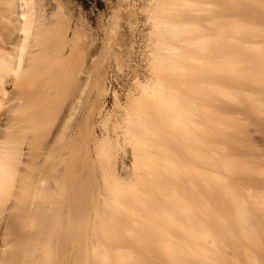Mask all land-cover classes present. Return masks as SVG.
<instances>
[{"label":"bare ground","instance_id":"1","mask_svg":"<svg viewBox=\"0 0 264 264\" xmlns=\"http://www.w3.org/2000/svg\"><path fill=\"white\" fill-rule=\"evenodd\" d=\"M175 1L180 4L181 9L178 8L180 6H177L179 4L174 3L173 13H178L176 15L178 19L183 18L186 8L190 6L192 1ZM218 1L220 5L222 1V6L230 5L228 4L230 3L229 0ZM252 1L251 4L256 2ZM226 2H228L227 5ZM262 3L264 4V0ZM262 3L258 2L257 8ZM60 4L52 0H0V264H55V259L48 254L54 253V247L57 245L63 249L66 264L97 263L96 259L88 258L87 240H85L87 232L85 227L87 224L85 223L88 219L86 217L88 210H85L88 208L87 193L90 190L94 191V188L90 186V180L98 176L97 173L100 174L99 176L102 173V176L98 182L100 184L97 183L99 187L95 188V193L98 191L99 195L95 199L93 198L95 202L92 201V206L93 208H107L114 219L121 221L125 233L134 234L131 224L148 225L147 219L132 209L134 206L146 208L148 212L158 208L159 213L173 208L182 210L188 204H186L187 200L183 194L178 193L177 197L176 193L170 195L165 189L166 193L163 191L164 195L161 197L168 199L166 205H161L160 200L156 198L151 199L152 196H155L154 193L153 195L149 193L152 195L149 198L148 192L155 189L152 186H154L153 183H155L157 176L155 179H153L154 176L152 177V186L143 183L141 188L128 189L127 186L125 189L122 188L121 178L124 176L120 177L119 175L124 174V178L126 176L129 178L133 173L125 165V162L120 165L121 168L116 167L117 162L108 168L97 165L98 168L102 167L100 168L102 171L100 172V169L97 168L96 170L99 172L96 171V174L94 172L96 167L94 170L90 167L92 155L108 138L92 137L93 139L88 140L90 134L86 105L89 92L88 81H91L89 78L93 73H90L91 65L94 63V55L91 49L93 46L87 47L88 44L83 46L84 43H80V39L77 40V34L80 33L77 25L71 24L72 21L70 23L61 14L60 11L63 8ZM219 4V7L214 6L222 11L223 9L220 8L222 6ZM240 5L238 6L240 7ZM263 6L260 8L262 9ZM235 7L227 6L226 9L230 8L234 12ZM190 8L189 10H191ZM176 9H179L181 13L184 12L183 15H180L179 11L176 12ZM202 9L204 10V8ZM245 9H241V11H245ZM254 9L250 8V12L253 11L252 13H254ZM197 10L195 11L199 12ZM219 10L215 13L216 16L221 13L218 16L219 19L215 17L209 21H213L211 22L213 31H211L214 32V35L211 36L214 37L210 35V37L208 35H206L207 37L199 36L200 38L196 40L198 34L194 35V32L201 33L200 30L204 25H199L197 28V26L195 27L197 23L189 22L193 18L192 16L190 18V15H193L191 14L192 11L189 16L188 13L185 14L189 20L184 15V20L180 19L183 22L181 21L179 25L173 22H158L160 28L162 27L163 38L157 41V48L159 49L153 53V67H155V72L154 69L153 72L156 80L161 82L169 78L177 80L180 77L187 78L194 75L198 78L196 74L199 73H193L187 67L194 62L200 64L197 60L201 61V59L197 58L199 56L195 57L194 51L200 47L195 54L197 55L199 52L204 55L213 50L209 54L213 55L211 58L213 62L210 63L214 65L209 67V59L207 61L208 67L205 61L202 62H205L206 68L202 62L200 67L201 69L204 68L206 72L204 74L205 79H210L208 84L211 81L209 85L216 95L215 108L211 115L204 118L199 124L198 152L194 150L193 154L194 158L197 156V176L200 185L202 184V189L207 192V194L204 190L200 192L201 189L198 186L197 195L195 193L196 196H192L197 201L195 202L193 198L194 201H190L192 204L194 202L198 204L197 208H200L201 220L197 224L195 232H189L190 230L186 231L185 224L182 223L177 226L176 220L168 213L150 216L162 222V226H152L158 227L169 237L172 236L170 235L172 230L170 232L167 230L180 229L179 234L184 233L185 240L187 239L185 244L188 243L189 246L183 243L178 249L177 255H168L166 258L161 257L160 259L154 257L151 260L131 257L125 249H120L116 251L118 254L106 256L103 258L105 260L98 262L99 264H225L230 258L228 259L225 253L219 251L220 244L222 246L220 237L214 235L215 232L210 227V217L211 214H214L215 208L218 205L220 208H226L224 204L220 205L221 203H226L229 208H244L246 200L264 206V182L258 179L261 176L252 169L233 166L231 163L234 159L236 160V156L240 158L239 155L243 158L252 157L251 154H246V147L238 141L240 140L238 136L244 130L242 131L234 125V116L251 113L258 121L264 122V111H262L264 109V18L262 23L258 20L262 24L260 29H251L253 24L248 26H251L250 29L253 30V33L249 32L248 27H245L248 29L246 37L242 34H245L247 30L241 29L239 20H237L239 23L234 24V26L236 25L234 27L229 22L231 18H228L229 21H227V17H220L223 12H219ZM169 12L172 13V11ZM224 12L230 13L231 11L226 10ZM256 13L258 14V12ZM256 13H254L255 16ZM178 15L180 16L178 17ZM199 15L201 14L197 16ZM223 15L226 16V14ZM260 15L262 16V13ZM227 16L232 15L227 14ZM186 19L188 20L187 23ZM222 20L224 22H221ZM191 25L194 27L192 28ZM233 27L235 28V36L231 35ZM167 28H170V32H167L169 31ZM156 30L159 33L160 29L156 27ZM240 30H243L244 33L242 31L240 33ZM191 36L193 38L195 36L196 41H193ZM210 39L213 40V46L209 44L212 41ZM204 42L207 43L203 44ZM191 49L195 50L191 51ZM206 57L208 56L206 55ZM201 75L203 74H199L198 79L201 78ZM137 84L142 88L147 85L138 82ZM103 85L100 84L101 89L104 87ZM101 92V96H103L106 92L105 87ZM164 98L158 100H160L161 105H167L164 106L166 110L163 109V106L162 109L160 106H158L159 109L158 107L153 109L156 110L158 113L156 115H159V118L161 117L166 121L167 116L164 111L169 109V103H166L168 101ZM101 111L102 109L97 112L99 116L102 115ZM76 113L80 115L79 122L76 123L78 127H75L78 128L77 131L75 128L72 129L74 126H71L74 125L72 119L74 115H77ZM177 119L178 117L175 116L176 121ZM137 122L134 126H138ZM208 125H213L211 131L207 129L210 128ZM204 126L208 127L205 128ZM241 128L244 129L243 126ZM138 135L140 134L136 135L137 138L134 136L136 140L140 138ZM232 143H235L232 147L236 153L230 146ZM109 145L114 147L115 144L111 142ZM109 147L111 149V146ZM98 152L100 155V150ZM166 154L167 152L165 153L162 148L144 151V156L148 162L151 159L154 162L146 163L144 173H147L148 177L153 172H161L164 165L170 166L174 162L168 159L170 157H167ZM133 155L136 156L137 153L133 151ZM162 156H166L163 163L155 159ZM256 158L264 159V155ZM245 177L255 179V185L244 182ZM95 179L97 180V177ZM143 186L149 187V191L143 190ZM161 186L158 188L160 189ZM150 187L152 188L150 189ZM138 189L146 195L143 196ZM159 191L157 190L160 195L162 192L159 193ZM144 197L146 198L144 199ZM129 202L132 207L128 204ZM74 208H82V211L76 213ZM237 214L240 217L239 211ZM237 214L235 215L238 221ZM71 216L76 219L80 218L78 237L81 240L79 248L77 247L78 251L73 249L75 254L71 252L68 242L74 233L70 235L71 232L64 233L62 229L64 225L62 219L65 217L73 218ZM245 216L241 218L244 220ZM126 221L129 223L126 224ZM63 237L65 239L61 240ZM140 240L141 237H138L137 241ZM158 244L163 247L164 251L170 250L168 249L169 246L167 248L164 245L166 243L159 242ZM225 245L229 249L231 248L229 244ZM227 247L224 248L227 249ZM232 248L237 250L234 246ZM103 249V252L109 253L106 248ZM216 249L219 255L215 254L217 253ZM241 250L236 252H241ZM233 252L228 255L232 256L236 253L232 254ZM244 255L241 254V256ZM241 256L239 254L238 258ZM245 257L248 258L247 255ZM245 257L240 258L242 262L247 261L245 264L248 262L255 263L254 260L251 262L247 259L243 261ZM236 258L233 260L232 256L233 263L239 264V262L235 263ZM249 258L251 257L249 256ZM62 260H64L63 257ZM228 264H231L230 260Z\"/></svg>","mask_w":264,"mask_h":264},{"label":"rangeland","instance_id":"2","mask_svg":"<svg viewBox=\"0 0 264 264\" xmlns=\"http://www.w3.org/2000/svg\"><path fill=\"white\" fill-rule=\"evenodd\" d=\"M52 1L56 3L58 2V4L61 3L62 5L60 4V6H62L63 8L60 11L61 14L70 23L72 21L71 24L77 25L76 27L78 28V32L81 33V34L79 33L80 36L77 34V40L79 41L80 39V43H84V45L82 44L83 46H86L87 44H88L87 47L93 46L91 47V49L94 55V63L92 64L93 66L91 65L92 69L90 68L91 70L90 73L92 72L93 73L92 76L90 77L91 79L89 78V80L91 81H88L89 92L87 97L88 102L86 105V110H87L86 116L89 119V120L87 119L89 121V122L87 121V123H89L88 131L90 134L88 140L90 141V139H93L92 137L94 138L97 137L98 139L99 138L101 139L102 137L103 139L104 137L106 138L108 137L107 138L108 140L106 139L107 141L105 140L106 142L104 141V143H102L103 146L101 145V147L98 148L97 152L92 155V158L90 160V167L93 168V170L96 167L94 170L96 174L97 173L96 171H98L96 169L100 165L103 168L104 167L108 168L109 166H111V164L117 162L119 166L117 165L116 167L121 168L120 165L123 162H125V165H127V167L130 168L129 170H131V172L133 173L135 172V174L133 175L132 173L131 174L132 176H129V178H127L128 176L124 178L125 177L124 174L119 175L120 177L124 176L123 178H121L122 180L121 182L123 183L122 188L125 189V186L129 187L128 189L141 188L142 187L141 185L143 183L150 184L152 186L151 183L152 177L154 176L153 179H155L157 176L155 183H153L154 186L152 187L157 190H160L159 193L161 192L162 193L159 195L157 190L155 189L150 190L148 194L152 193L153 195L154 193L155 196L153 197L152 195L149 194V198L152 196L151 199L156 198L160 200L161 205H166V201L168 199L161 197V195L163 196L164 195L163 193L164 192L166 193L165 190H167V193L170 195H172L173 193H176V195L178 193L183 194L184 198L187 200V202L185 200L186 204L188 203L187 205L190 206V207L188 206L189 207L188 208L186 205V208H182L183 211L180 208H173L166 212L160 211L158 213V208L152 209L150 210L151 212H148L146 208H136L133 205L134 208L132 209H134L137 214L147 219L146 221L148 225L143 226L141 224H135V223L131 224V227L134 229V234L131 235L125 233L122 229L121 221L114 219L111 212L107 208H93L92 206L93 202H95L94 199L97 197V195H99L98 191L96 192L97 194L95 193L96 191L95 188L99 187L97 183L100 182L99 179L102 176V173L101 176H99L100 174L97 173L96 175H98L99 178L98 176H95V178L97 177V180L95 178H91L90 180V186L94 188V191L90 190L87 193L88 200L86 201H88L87 203L88 208L85 209L86 211L88 210L86 212L88 214V216H86L88 219L85 223L87 224V226H85L87 231L85 240H87L86 247L88 249V254H87L88 258H90L91 260L96 259L97 263L95 264H99L98 262L105 260L103 258H105L106 256H110L111 254L112 255L118 254V252L116 251H119L120 249H125L126 252L131 257L134 256L139 258H146L147 260L154 259V257H156V259H160L161 257L166 258L168 255H177L178 249L181 248L183 243L184 245L189 246L188 243L185 244V241L187 239L185 240V237L183 235L184 233H182L181 235L178 232L180 229L172 228L170 230H167L169 232L172 230L171 232L172 234H170L172 236L169 237L163 231L159 230L158 227L152 226V225L162 226V222H160V220H158L157 218H152L150 216L151 215L156 216V214H160V213H168L176 220L177 226L183 223L185 224L186 231L190 230L189 232L196 230L197 224L201 220L199 215L200 208H197L198 204H195L197 199L193 198L192 196L195 193L197 195L199 189H201L199 190L200 192H202L204 189H202L203 188L201 187L202 184L200 185L197 176V165H198L196 161L197 156L194 158L193 154H194V150L198 152L197 144L200 138V134L198 131L199 129L198 127H200L199 124L204 118L210 116L215 108L214 100L216 98V95H214L213 89H211V86L209 85L211 81L208 84V81L210 79L208 78L205 79L204 74L206 72L204 68L201 69L200 67L202 61H205L207 63L209 59H210L208 61L210 65L209 67L214 65L210 63L213 62L211 60V58H213V55L209 54L211 53L210 51L213 50H210L209 53L206 52V54L204 55L198 52V54L196 55L195 53L200 48L197 47V50L194 51L195 52L194 55L195 57L199 56L197 58L198 59L200 58L201 61L200 60L197 61L198 63L200 62V64L194 62L191 63L192 65L190 64L191 66L189 65L190 67L187 66L189 70L193 71V73L203 74L201 75L200 79H198L199 74H196L198 75V78L195 75L194 76L196 78L194 76L187 77L188 76L187 75L186 76L187 78L180 77L177 78V80L169 78L167 80H162L161 82H158L154 74L155 67H153L154 64L153 53L155 50L159 49L157 48V41L163 38V32H161L162 27L160 28L158 22L160 23L161 22L163 23V21L170 23L173 22V23H178L179 25L182 21L180 19H183L186 13H188L189 16L190 15L189 13L192 11L191 14L193 15L196 14V15L194 16L190 15V18L192 16L194 19L191 18V20H189L188 19L189 17L186 16L187 14L185 15L189 20V22L193 21L195 24L197 23L198 25L194 24L195 27L197 26V28H199V25L200 26L204 25L203 26L204 29L200 27L201 33L194 32L195 33L194 35L198 34L197 35L198 37L196 36L197 37L196 40L201 36L207 37L206 35L208 36L214 35V32H212L213 29H211L213 28L211 22L213 21L211 22L209 21L221 15V13L217 16L215 15L216 11H218L219 9H217L214 5L219 7L218 6L219 1L198 0L197 2L198 4H197L196 3L197 0H190V2L192 1V3L189 4L191 8L190 6L187 7L184 15L182 14L184 12L181 13L179 9L178 10L176 9V12L179 11L180 15H183V18L180 17L179 19L176 16L178 13H173L174 5L179 4L176 3L175 0L173 1L172 0L171 1L170 0H52ZM229 1L230 3L226 2V5L227 3L230 4L227 5L228 7H235V5H237L235 7L236 9L234 8L235 11L233 10L236 13L233 14L234 12H232L230 8H228L229 10L226 9L227 6L225 7L223 5L224 6L223 7L221 1V5L220 4L219 5L222 6L220 8L223 10L222 11L219 10V12L220 11L223 12V14H226V16L222 14V16L220 17H224V18L227 17L226 19L231 18L230 21L229 19L227 21L232 23L233 24V25L231 24L232 26H234V24L238 22L237 20H239L242 26L241 29L243 28V30H247L245 31V34H242L246 37H247L246 33H248V29L249 32L253 33V30H255L254 28H256L257 30L261 28L262 24H260L259 21H261L262 23L264 18L263 15L264 12H262L264 10V6H263L264 4L262 3V0L261 1L254 0L256 1L254 4H251L253 2L252 0L251 1L245 0L246 2L244 0H240L241 2L239 1L240 3L238 2V4H237L238 0H232V1L229 0ZM242 1L244 4L245 3L246 4L242 5L243 4ZM257 1L262 3L261 4L263 6L262 9L260 8L262 7L261 5H259L257 8L258 5ZM203 3L204 5L202 6ZM208 3L211 4L208 5ZM238 5H240V7ZM177 6H180V4ZM178 8L181 9V6ZM189 8L191 10H189ZM202 8H204L205 11L207 10L208 13H206L207 11L205 12ZM250 8L251 9L255 8L254 10L258 12V14L254 11V13H256L255 16V14L252 13L253 11L250 12ZM193 9L195 10L198 9L197 11L199 12H196ZM241 9L242 10L245 9V11H241ZM226 10L231 12L225 13L224 11ZM169 11H172V13ZM259 12L260 14L262 13V16L259 14ZM198 14L201 15L197 16ZM227 14L232 16L228 17ZM180 15H178V17ZM257 15H259L260 17H258ZM196 16L197 18H195ZM234 16H236L237 18L236 17L233 18ZM187 19L185 20L186 23L188 21ZM217 19H219V17ZM221 22L224 21L222 20ZM255 22L256 23L258 22L257 26L255 25L256 24ZM76 23H78L80 27ZM192 23H188V24H192ZM252 24L253 27L251 26L250 27L251 29L253 28V30H251L250 27H248L249 25ZM156 27L157 29L158 28L160 29V31L158 30L159 33L157 32ZM178 27L180 28V26ZM193 27L194 26H192V28ZM234 27H233L234 32L232 29L231 35L235 34ZM245 27H248V29L247 28L245 29ZM169 29L170 28H167V30ZM243 30H240V33L241 31L243 32ZM167 32H170V30ZM194 38L192 37V40L196 41ZM206 43L207 42H204L203 44ZM209 44L213 46L212 45L213 40L209 42ZM193 50L191 49V51ZM233 53L235 54L234 51ZM212 54H214V52H212ZM206 55L208 57H206ZM201 57L204 59H202ZM205 62L202 63L204 64ZM208 63H207V67H208ZM197 65L199 66L197 67ZM204 66L206 68V64H204ZM211 80L213 82V79ZM137 82L147 85L145 88H142L138 86ZM100 84L101 85L104 84L103 86L105 87L106 92L105 94H103V96H101L102 95L101 90L104 89V87L102 86L103 88L101 89ZM159 97L160 98L165 97L164 99L168 101L166 103H169L168 105L169 109H167V111H164L165 115L167 116L166 121H164V119H162L161 117L159 118V115L158 116L156 115L158 113H156V110H154L158 106H160V109H162V106L163 109L165 108L164 106H167L160 104L161 102L160 100H158L160 99ZM101 109H102L101 111L102 115L99 116L97 112ZM262 111H264V109H262ZM74 116L72 119L74 125H71L74 127H72V129L78 127L77 124L80 119L79 114ZM175 116H177L179 120L177 119L176 121ZM136 121H138L137 122L138 126H134ZM233 123L236 127L242 129V131L244 130V132L238 136L240 138V140L238 141H240V144L242 146L244 145L246 147L247 149L246 154H251L252 157L243 158L237 153L240 158L236 156V160L234 159L231 162L232 165L233 166L237 165L241 168H249L254 170L256 174L261 176L258 179L264 182V159L256 158L257 156L264 155V122L258 121L251 113H246V114L235 115ZM212 126H210V128L209 127L207 128L205 126L204 127L209 129V131H211L213 128ZM240 126L241 127L243 126L244 129L241 128ZM77 129L75 128V131H77ZM135 134L136 135L140 134L138 135L140 136V138H138L139 140L135 139L136 137ZM110 140L112 144L113 143L115 144L114 147H112V145H109L111 143ZM233 144L235 143H232L230 145L232 150H233L232 147ZM109 146H111V149H109L110 148ZM153 148L154 149L162 148L163 150H165V153L167 152L166 154L167 157H170L168 159L174 161L172 162L174 164L171 163L170 166L164 165V167L161 168V172L160 171H156L157 173L153 172L149 176L151 177V179H149L147 173H144V169L146 163L149 164L150 162L151 164V161L152 163L154 162L152 159L149 160L148 162V160L144 156V151ZM99 150H100V155L98 152ZM133 151L137 153L136 156L133 155ZM97 159L98 162L100 163L97 162ZM155 159H157L158 162L163 163V161L166 159V156H162ZM153 169L151 170V172L153 171ZM99 171L101 172L102 169H100ZM254 180L252 178L250 179L248 177H245L243 181L255 185ZM139 183L141 184L139 185ZM135 185H137V187H135ZM159 186L163 187L162 188L163 190L161 189V187L159 189L158 188ZM198 186L200 187L199 189ZM152 187H150V189ZM148 188L144 187L143 190L147 189L149 191ZM139 191L141 194H143V196L146 195V193L145 194L142 193L141 190ZM145 198L146 197H144V199ZM192 198L195 199L194 204L190 202V201H194ZM131 203L129 202L128 204L130 205ZM217 203L219 204V202ZM222 204H224L226 208L224 207L220 208V206L218 205L217 208H215L214 210V214H211L210 217V223H211L210 227L212 228V231L214 230L215 232L214 235L216 234L220 237L222 243V246L219 243L220 250L218 247L216 248L220 252L222 251L221 253L223 254L225 253V256L228 257V259L230 258L229 260L231 261V264L234 262L233 260H235V257H237L235 263L239 262V264L242 263L245 264L247 261L246 262L241 261V259L245 257V255H247L248 258L245 257L243 261L247 259L250 262L251 260L252 261L254 260L253 262L255 263L252 262L253 264H264V206L259 203L255 204L250 200H246L244 208H229L228 206H226L227 205L226 203H221L220 205ZM130 206L132 207V205ZM81 209L82 208H74L76 213L82 211ZM237 211H239L240 217L237 214ZM235 214H237L239 217L238 221L236 219ZM243 214L246 215L244 220L241 218L242 216H244ZM79 219H76L74 217L73 218L69 217V219L65 217L64 219H62V222L64 224L62 228L63 232L64 233L71 232L70 235L74 233L73 236L68 239V242L70 244L69 247L71 248V252H74V254L77 247L80 245V240H81V238L78 237L79 224H80ZM125 223L128 224L129 221H126ZM138 237H141L140 241H137ZM63 239H65V237L61 238V240ZM159 242L166 243L164 245L166 247L169 246V248L168 247L167 248L170 250L164 251L163 247L158 244ZM225 244L227 245L229 244L231 248L229 249V247H227ZM232 246H234L235 249H237L236 251H240L242 248L241 252H236L232 248ZM224 247H227V249ZM103 248H106L107 251H109V253L103 252L104 250ZM212 248L214 249V247ZM54 249L55 252L54 253L50 252L48 255L51 258L55 259V264H61V263L66 264L62 247L60 245H57L54 247ZM73 249H75V251ZM217 249L215 250L217 253H215V251L214 253L219 255ZM233 251H235L236 253ZM231 252H233L232 254L235 253L238 256L239 254L240 256L241 254L242 255L245 254V255L241 256L242 258L241 257L238 258L237 255L234 257L235 255L234 254L232 255L233 256V260H232V256L228 255ZM249 256L251 258H249ZM62 257L64 260H62ZM239 260L241 261V263ZM228 261H226L227 263L225 262V264H228ZM248 264L251 263L248 262Z\"/></svg>","mask_w":264,"mask_h":264}]
</instances>
